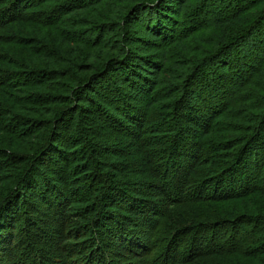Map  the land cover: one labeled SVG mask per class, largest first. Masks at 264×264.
I'll list each match as a JSON object with an SVG mask.
<instances>
[{
	"label": "trees",
	"instance_id": "trees-1",
	"mask_svg": "<svg viewBox=\"0 0 264 264\" xmlns=\"http://www.w3.org/2000/svg\"><path fill=\"white\" fill-rule=\"evenodd\" d=\"M262 149L264 0H0V264H264Z\"/></svg>",
	"mask_w": 264,
	"mask_h": 264
},
{
	"label": "rangeland",
	"instance_id": "rangeland-1",
	"mask_svg": "<svg viewBox=\"0 0 264 264\" xmlns=\"http://www.w3.org/2000/svg\"><path fill=\"white\" fill-rule=\"evenodd\" d=\"M133 28H134L135 35L137 37H139V38H142V36L140 34L139 24L134 25ZM108 37H109L108 39L110 40V42H111L112 39H116L114 34L109 35ZM209 69L210 68L207 67V69L205 68V70H203V72H204L203 75L199 76V78H202V79H200L201 81L203 79L207 80V81L210 80L211 77H210L209 73H211V71ZM115 73H116V75H119V76L123 74L121 71L120 72L118 71V72H115ZM198 73L199 72L196 71L195 74H192L193 75L192 77H196V74H198ZM76 75H77V73H76ZM208 75H209V79H208ZM115 77L117 78V76H115ZM121 77L122 76H120V80H117L116 78L115 79L120 82L121 79H123ZM76 78H78V80H79L81 78V76L78 74ZM80 84H82V82ZM83 86L84 85H82L81 87L83 88ZM190 87H191V82L189 83V86L187 87L188 90H190ZM115 91H116V89H115ZM201 100H203V98H201L200 96H196L195 103H197V105H198V103L200 102L199 104H201ZM75 106L76 105H70V107L67 106V107H64V109H68L69 108L68 109V111H69L70 108L72 110L73 108H75ZM143 106H144V104L142 102H140V106L138 108L142 110ZM116 113L117 112H115V111L111 112V114H110L111 115V120L109 122H106V121H101L100 122L99 119H98V122H96V124L94 126V130L85 129L84 135L83 134L82 135L78 134L79 137L82 136V138L85 141L86 145H91V146H94V147L98 148L97 152H96L97 154H96V156H94L95 157L94 160L96 162L95 165L92 168L94 170L99 171L100 168H101V163L102 162H104V163H114V162L117 161L115 159V157H116L115 154L106 153V150L110 149V148L113 149V150L115 149L116 152L117 151H122L124 153V152L127 151L129 153L128 157L130 158L128 160L129 162L135 161V158L137 157L136 149L139 146V143L136 142V141L131 142L130 141L131 138L129 136L123 135L124 131L121 129L120 126H118V122L116 120H113L114 119L113 117L115 116ZM178 118L179 117L177 115H175L174 112L165 113V115L163 116V119H165V120H163V121H161V123H159L158 129H157V132L160 133L159 136L163 137V135H165L163 133V131H165L167 129H170V128L178 130L179 129V126H178L179 123L177 124V122L180 120ZM180 123H181V121H180ZM77 125H78V123H77ZM63 126L67 127L71 134H73L76 131V129H75L76 123L73 121V117L72 116L67 117V122H65V124ZM94 133L99 134L101 138H97L96 134H94ZM128 147H131L132 152L129 151ZM262 152H263V149H262ZM82 163H86V162L82 161ZM109 175H110L109 179L105 182L106 184L104 183L105 185L102 188L99 187V189L104 190L105 188L111 187V183H112V181L114 179H113V176H112L111 173ZM130 177H133V174H130ZM140 177H141L140 181L142 182V184L145 183V182L146 183L152 182V181H149L145 176H140ZM84 179H85V177H81V178L78 179L77 185L80 188H84L87 185V183H86V181ZM105 191H106V189H105Z\"/></svg>",
	"mask_w": 264,
	"mask_h": 264
}]
</instances>
